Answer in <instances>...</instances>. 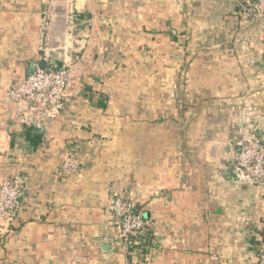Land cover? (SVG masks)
<instances>
[{
    "label": "crops",
    "instance_id": "1",
    "mask_svg": "<svg viewBox=\"0 0 264 264\" xmlns=\"http://www.w3.org/2000/svg\"><path fill=\"white\" fill-rule=\"evenodd\" d=\"M241 1L72 0L82 23L75 36L69 25L65 107L35 125L7 91L44 67L52 0H0V182L26 190L0 264H132L116 194L152 229L141 264H256L264 195L232 160L264 137V26Z\"/></svg>",
    "mask_w": 264,
    "mask_h": 264
},
{
    "label": "built area",
    "instance_id": "2",
    "mask_svg": "<svg viewBox=\"0 0 264 264\" xmlns=\"http://www.w3.org/2000/svg\"><path fill=\"white\" fill-rule=\"evenodd\" d=\"M240 11L246 18L260 21L264 26V0H242ZM45 29L47 32L44 48V67L36 64V69L23 79L13 83L7 91L8 97L22 106V114L28 123L39 124L44 119L55 120L65 107V93L72 72L70 58L63 67H49L48 48L51 34V9L46 11ZM80 13L71 11L70 32L75 36L79 31ZM264 46V38L262 40ZM239 148L232 160L234 168L243 174L244 179L258 185L264 195V137L254 135L239 142ZM61 167L75 174L80 170V160L67 151L63 155ZM26 193L23 180L7 178L0 182V236L9 232L21 205V198ZM110 208L116 216L119 228L118 248L132 264H141V258L150 250L147 242L148 221L137 204L126 194H116L110 199ZM110 243L114 242L109 238ZM257 262L264 264V237L257 236ZM140 260V261H139Z\"/></svg>",
    "mask_w": 264,
    "mask_h": 264
},
{
    "label": "water",
    "instance_id": "3",
    "mask_svg": "<svg viewBox=\"0 0 264 264\" xmlns=\"http://www.w3.org/2000/svg\"><path fill=\"white\" fill-rule=\"evenodd\" d=\"M72 0H52V41L48 51L49 67L61 68L67 61V46ZM45 65V64H43Z\"/></svg>",
    "mask_w": 264,
    "mask_h": 264
},
{
    "label": "trees",
    "instance_id": "4",
    "mask_svg": "<svg viewBox=\"0 0 264 264\" xmlns=\"http://www.w3.org/2000/svg\"><path fill=\"white\" fill-rule=\"evenodd\" d=\"M26 138H27V141L30 143V145H32L34 147L41 144L42 139H43L42 135L40 133L36 132V130L33 129L32 127H27ZM70 152L73 154L72 151H70ZM137 208H138V205H137ZM138 210H140V209L138 208ZM147 228H148L149 236L146 237L147 242L145 245H151L152 240H153V233H152V229L149 225L147 226ZM256 244H257V241H256Z\"/></svg>",
    "mask_w": 264,
    "mask_h": 264
},
{
    "label": "rangeland",
    "instance_id": "5",
    "mask_svg": "<svg viewBox=\"0 0 264 264\" xmlns=\"http://www.w3.org/2000/svg\"><path fill=\"white\" fill-rule=\"evenodd\" d=\"M250 20V19H249Z\"/></svg>",
    "mask_w": 264,
    "mask_h": 264
}]
</instances>
